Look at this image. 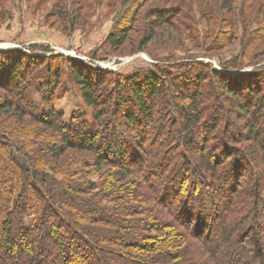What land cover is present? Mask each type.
Wrapping results in <instances>:
<instances>
[{
    "label": "trees",
    "instance_id": "obj_1",
    "mask_svg": "<svg viewBox=\"0 0 264 264\" xmlns=\"http://www.w3.org/2000/svg\"><path fill=\"white\" fill-rule=\"evenodd\" d=\"M49 52L0 50V264H264V69L196 63L194 83L158 62L141 76L66 58L89 115L65 122L40 112L63 77Z\"/></svg>",
    "mask_w": 264,
    "mask_h": 264
},
{
    "label": "rangeland",
    "instance_id": "obj_2",
    "mask_svg": "<svg viewBox=\"0 0 264 264\" xmlns=\"http://www.w3.org/2000/svg\"><path fill=\"white\" fill-rule=\"evenodd\" d=\"M229 1L231 9L227 11L219 0H0V50L18 48L27 53L47 48L49 53L63 57L51 64H62L61 85L40 112L56 109L67 122L77 109L89 115V108L70 77L66 58L114 73L141 76H147L158 62L174 77H187L194 83V77L203 72L196 63L228 65L230 71L243 73L264 69V0ZM153 8L169 12L164 19L147 20ZM148 23L149 30L145 27ZM120 30L126 31L127 40L116 50L106 37ZM144 40L145 46L139 48ZM3 92L0 90V100ZM28 94L40 101L34 90ZM2 120L0 117V123ZM14 123L16 133H20L15 139L24 141L21 135L27 133L26 128ZM198 143L187 155L192 162H200L199 174L212 183L214 170L199 158ZM71 155L61 158V163H73ZM173 160L184 165L175 154ZM91 179L96 181L97 176L93 174ZM24 219L28 226L31 218Z\"/></svg>",
    "mask_w": 264,
    "mask_h": 264
}]
</instances>
